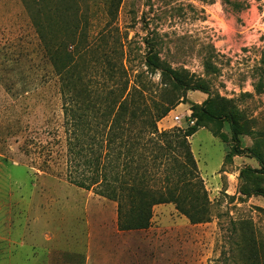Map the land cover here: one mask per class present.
I'll return each mask as SVG.
<instances>
[{"label": "rangeland", "instance_id": "obj_1", "mask_svg": "<svg viewBox=\"0 0 264 264\" xmlns=\"http://www.w3.org/2000/svg\"><path fill=\"white\" fill-rule=\"evenodd\" d=\"M78 8V30L113 37L130 78L145 69L152 40L201 86L157 126L184 128L190 105L210 113L189 138L209 218L192 224L164 203L148 228L114 232L116 203L65 179L54 67L22 2L0 0V264H264V0H82ZM57 28L46 36H61ZM146 77L155 98L162 76ZM95 79L102 83L98 71Z\"/></svg>", "mask_w": 264, "mask_h": 264}, {"label": "trees", "instance_id": "obj_2", "mask_svg": "<svg viewBox=\"0 0 264 264\" xmlns=\"http://www.w3.org/2000/svg\"><path fill=\"white\" fill-rule=\"evenodd\" d=\"M20 1L57 78L65 132V179L114 201L120 229L147 228L153 207L164 203H172L192 224L207 221L209 200L189 138L205 126L204 118H210V113L190 105L185 119L193 120L192 124L157 126L187 90L201 86L185 78V69L172 67L162 58L152 40L144 41L145 69L130 78L121 55L116 54L113 37H100L104 35L100 32L89 40L78 30L85 20L78 8L82 0ZM111 13L107 9L108 16ZM48 25L59 27L61 36L47 37ZM210 67V60L205 61L204 68ZM97 71L102 77L99 85L94 82ZM155 72L162 76L161 86L157 96L149 98L151 80L143 77ZM233 139L237 142L236 135ZM259 194L264 196V191Z\"/></svg>", "mask_w": 264, "mask_h": 264}, {"label": "crops", "instance_id": "obj_3", "mask_svg": "<svg viewBox=\"0 0 264 264\" xmlns=\"http://www.w3.org/2000/svg\"><path fill=\"white\" fill-rule=\"evenodd\" d=\"M148 228V227H147ZM143 229H146V228H143ZM114 232L115 233H123V232H125V231H132V230H142V229H131V230H124V229H120V228H118V226H117V223H116V225H115V227H114Z\"/></svg>", "mask_w": 264, "mask_h": 264}, {"label": "built area", "instance_id": "obj_4", "mask_svg": "<svg viewBox=\"0 0 264 264\" xmlns=\"http://www.w3.org/2000/svg\"><path fill=\"white\" fill-rule=\"evenodd\" d=\"M174 119H175V121H177L178 123L181 122V116H179V115L174 116ZM186 122H187L188 124H192V123H193V120L187 119Z\"/></svg>", "mask_w": 264, "mask_h": 264}]
</instances>
